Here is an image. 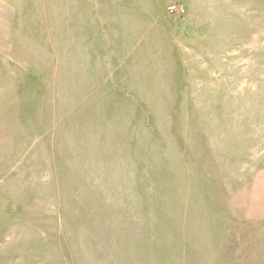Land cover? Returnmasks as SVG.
Returning <instances> with one entry per match:
<instances>
[{
	"label": "rangeland",
	"instance_id": "374dc122",
	"mask_svg": "<svg viewBox=\"0 0 264 264\" xmlns=\"http://www.w3.org/2000/svg\"><path fill=\"white\" fill-rule=\"evenodd\" d=\"M0 264H264V0H0Z\"/></svg>",
	"mask_w": 264,
	"mask_h": 264
}]
</instances>
